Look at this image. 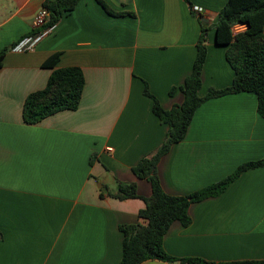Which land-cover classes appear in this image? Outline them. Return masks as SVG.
I'll list each match as a JSON object with an SVG mask.
<instances>
[{
  "label": "crops",
  "instance_id": "crops-1",
  "mask_svg": "<svg viewBox=\"0 0 264 264\" xmlns=\"http://www.w3.org/2000/svg\"><path fill=\"white\" fill-rule=\"evenodd\" d=\"M104 1L116 15L96 0H80L26 51L17 47L41 33L33 22L45 0H0V51L7 50L0 67V264H120L119 228L142 222L146 204L108 193L122 181L136 183L141 197L152 194L132 169L169 131L146 87L166 110L183 104L182 90L170 91L192 73L203 26L209 29L200 95L233 83L228 47L216 42L214 28L228 0H191L192 9L185 0ZM57 53L56 68L84 73L81 104L28 125L25 101L46 87L53 69L43 64ZM257 98L241 92L198 108L186 138L158 164L167 194L189 195L264 157ZM188 214V226L176 221L164 237L170 256L263 260L264 167L243 171L224 193L192 203Z\"/></svg>",
  "mask_w": 264,
  "mask_h": 264
},
{
  "label": "trees",
  "instance_id": "trees-1",
  "mask_svg": "<svg viewBox=\"0 0 264 264\" xmlns=\"http://www.w3.org/2000/svg\"><path fill=\"white\" fill-rule=\"evenodd\" d=\"M79 1L45 0L44 6L49 10L50 17L44 28L52 29L75 10ZM96 1L108 14L116 15L104 0ZM185 2L193 8L191 0ZM238 26H243L244 29L235 32ZM214 28L216 42L228 47L226 59L235 72L230 87L210 89L206 96L200 95L208 51L206 34L209 29L203 26L192 73L183 85L170 91L173 95L177 89H181L184 93L183 104L166 110L159 100L151 95L148 87L145 89V95L153 100L154 113L161 123L168 125L169 131L161 147L154 154L139 161L132 169L138 179L151 183L152 194L149 197H141L137 192L136 183L122 181H118L115 194L108 193L114 199H143L146 204L139 212L142 222L122 225L119 228L124 237L120 264H142L150 259L179 264H264V259L223 263L209 262L198 257L176 259L166 253L163 244L164 237L174 222H180L183 226L191 223L188 209L192 203L224 193L243 171L264 167V157L245 163L224 181L186 196L169 195L161 186L158 175L159 162L174 144L186 138L192 119L203 103L225 95L254 93L258 97V113L264 117V0H228L220 10ZM6 54L7 50L0 51V67L3 66ZM59 60L60 54L57 53L44 62V67L53 69L48 84L44 89L31 93L25 101L23 120L28 125L38 124L62 111H76L81 104L86 86L84 73L79 67L56 68ZM101 197H105V194L101 193Z\"/></svg>",
  "mask_w": 264,
  "mask_h": 264
},
{
  "label": "built area",
  "instance_id": "built-area-1",
  "mask_svg": "<svg viewBox=\"0 0 264 264\" xmlns=\"http://www.w3.org/2000/svg\"><path fill=\"white\" fill-rule=\"evenodd\" d=\"M50 17V12L49 10L44 6L42 7L36 14L35 16V20L33 22V26L34 28H39L41 29V33L35 37V38H30L27 40V42L25 41L24 44H21L19 47H17L18 49H24L26 51H31L35 48V45H37V43L44 37L46 36L48 33H50L51 29L49 28H44L45 24L48 22ZM242 26H238L235 29V32H238V30L240 31ZM107 151L111 152L112 147H107Z\"/></svg>",
  "mask_w": 264,
  "mask_h": 264
},
{
  "label": "rangeland",
  "instance_id": "rangeland-1",
  "mask_svg": "<svg viewBox=\"0 0 264 264\" xmlns=\"http://www.w3.org/2000/svg\"><path fill=\"white\" fill-rule=\"evenodd\" d=\"M32 51V50H31Z\"/></svg>",
  "mask_w": 264,
  "mask_h": 264
}]
</instances>
